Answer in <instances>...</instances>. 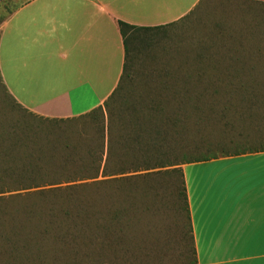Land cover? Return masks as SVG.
Returning a JSON list of instances; mask_svg holds the SVG:
<instances>
[{
    "label": "rangeland",
    "instance_id": "374dc122",
    "mask_svg": "<svg viewBox=\"0 0 264 264\" xmlns=\"http://www.w3.org/2000/svg\"><path fill=\"white\" fill-rule=\"evenodd\" d=\"M20 1L0 0V23ZM127 35L102 110L41 117L0 80V156L75 186L0 195V264H195L182 165L264 147V0H202Z\"/></svg>",
    "mask_w": 264,
    "mask_h": 264
},
{
    "label": "crops",
    "instance_id": "0c3cea01",
    "mask_svg": "<svg viewBox=\"0 0 264 264\" xmlns=\"http://www.w3.org/2000/svg\"><path fill=\"white\" fill-rule=\"evenodd\" d=\"M201 1L21 0L0 23V80L35 115H84L124 74L118 21L164 27ZM188 167H196L192 186ZM182 172L194 263L264 264V150L186 163Z\"/></svg>",
    "mask_w": 264,
    "mask_h": 264
},
{
    "label": "trees",
    "instance_id": "16d2710c",
    "mask_svg": "<svg viewBox=\"0 0 264 264\" xmlns=\"http://www.w3.org/2000/svg\"><path fill=\"white\" fill-rule=\"evenodd\" d=\"M118 27H119V30H120V33H121V36L123 39L126 58H127V55H128V50H127V43H128L127 36L128 35H127V33L131 30L148 29V28H142V27L134 26V25L128 24V23L123 22V21H118ZM125 68H126V64H125ZM125 68H124V72H125ZM123 76H124V74H123ZM123 76H122V78H123ZM116 89L114 90V92L116 91ZM114 92H112V94ZM112 94H110L109 97H111ZM109 97L107 99H109ZM105 103L107 106V101H104V104ZM97 109L102 110L101 106L97 107L96 110ZM45 118H47V117H45ZM59 119H63V118H59ZM101 148H103V147H101ZM258 150H264V147H261L260 149L252 148L248 152H253V151H258ZM234 154H238V153H234ZM229 155H231V154H229ZM101 156H102V154H101ZM9 157H10L9 153L7 151H5L3 153V156H0V195L5 194V193H7L9 195H19L20 191H24V192H28V193L44 194L45 192H57V191L64 190V189L75 188V186H69V185H66L63 187L59 186V187L45 188V186L57 185L61 181L49 179L48 178L49 175L47 174L48 172L45 169V167H36V166H33V164L29 165L30 163H32L29 161L27 162L28 166H26V165L21 166V167L13 166V165H11L12 160H10ZM211 158H215V157L214 156H202V157L194 158L192 160L185 161V163L204 161V160H208ZM101 161H102V157L99 156L98 160L96 162L95 168H93L95 173H93L91 176L83 177V178H85V179L96 178L98 176V174L100 173ZM180 170H181V167H180ZM181 172H182V170H181ZM182 176H183V174H182ZM182 180H183L182 183H183V186L185 189L184 179H182ZM67 181H69V180H67ZM67 181H63V182H67ZM30 191H32V192H30Z\"/></svg>",
    "mask_w": 264,
    "mask_h": 264
}]
</instances>
